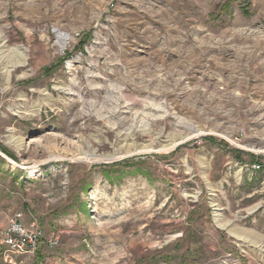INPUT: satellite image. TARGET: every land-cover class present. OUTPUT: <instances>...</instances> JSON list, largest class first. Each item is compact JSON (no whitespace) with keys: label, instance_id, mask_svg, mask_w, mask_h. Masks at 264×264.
Masks as SVG:
<instances>
[{"label":"rangeland","instance_id":"rangeland-1","mask_svg":"<svg viewBox=\"0 0 264 264\" xmlns=\"http://www.w3.org/2000/svg\"><path fill=\"white\" fill-rule=\"evenodd\" d=\"M0 100V264H264V0H0Z\"/></svg>","mask_w":264,"mask_h":264},{"label":"built area","instance_id":"built-area-1","mask_svg":"<svg viewBox=\"0 0 264 264\" xmlns=\"http://www.w3.org/2000/svg\"><path fill=\"white\" fill-rule=\"evenodd\" d=\"M1 109V100H0ZM253 171L261 169V165L254 163L250 166ZM19 212L10 218L8 225L2 230V241L6 261H13V255H34L44 239L42 227L35 222L26 226Z\"/></svg>","mask_w":264,"mask_h":264},{"label":"bare ground","instance_id":"bare-ground-1","mask_svg":"<svg viewBox=\"0 0 264 264\" xmlns=\"http://www.w3.org/2000/svg\"><path fill=\"white\" fill-rule=\"evenodd\" d=\"M63 35H64V37H63V40L66 42L68 39H70L71 38V36L68 34V33H63ZM196 135V134H195ZM194 134L193 135H187L185 138H182L183 140H179L178 141V139H176V138H173V144L172 145H174V146H176V145H178V144H180L182 141H184V140H186V139H189V138H192V137H194L195 136ZM149 149V148H148ZM141 151H144V150H141ZM100 158L98 159L99 161H103V160H106V159H108V160H114L115 158H116V155L115 154H111V155H108V156H106V157H101V156H99ZM23 168H26L28 171H29V173L32 175V176H37V175H39V173H40V170L39 169H37L36 167H29V166H22ZM218 216V215H217ZM44 240V239H43ZM53 243V242H52Z\"/></svg>","mask_w":264,"mask_h":264},{"label":"trees","instance_id":"trees-1","mask_svg":"<svg viewBox=\"0 0 264 264\" xmlns=\"http://www.w3.org/2000/svg\"><path fill=\"white\" fill-rule=\"evenodd\" d=\"M6 153H7V152H6ZM40 246H41V245H40ZM40 246H39V248H40ZM39 248H38V249H39ZM37 251H38V250H37Z\"/></svg>","mask_w":264,"mask_h":264}]
</instances>
